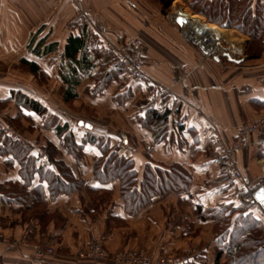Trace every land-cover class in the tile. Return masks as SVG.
I'll return each mask as SVG.
<instances>
[{
	"label": "crops",
	"instance_id": "1",
	"mask_svg": "<svg viewBox=\"0 0 264 264\" xmlns=\"http://www.w3.org/2000/svg\"><path fill=\"white\" fill-rule=\"evenodd\" d=\"M189 1L173 0L171 9L177 7L178 13L179 6H185V13L198 15ZM185 26L175 23L172 12L163 14L159 0H0V110L8 131L0 130V142L7 136L28 144L19 142L26 136L45 159L44 146L52 142L57 158L65 160L76 177L112 190L111 199L100 205L86 190L60 195L35 211L29 207L31 200L27 205L0 201V264H126L80 257L79 251L96 238L112 254L143 248L155 257L183 254L191 242L200 256L187 264H214L219 250L223 263L227 253L217 245L221 233L215 232L217 221L209 209L240 205L264 223L262 206L242 200L240 193L236 196L241 186L226 185L223 164L208 157L216 135L231 144L242 124L264 116V61L244 65L200 57L197 41L186 35ZM37 30V39L57 42L59 53L33 54ZM69 36L83 40L73 59L62 56ZM132 37L143 42L144 77H130L107 48L109 42ZM22 58L37 61L45 77L21 65ZM185 68L191 69L186 75ZM99 76L106 81L99 82ZM179 76L184 78L172 86ZM159 83L172 86L171 94L155 93ZM14 90L38 102L44 112L24 109L26 116L16 121V103L13 98L4 101ZM149 106L170 110L163 138L156 139L139 121ZM22 121L32 138L19 131ZM58 124H65L77 139L94 137L80 160L60 145ZM121 137L139 180L148 163H178L191 175L188 188L158 195L136 214L127 211L118 179L101 183L93 173L100 155L96 143L106 138L113 151ZM250 141L235 156L245 182L257 190L264 185V130L251 133ZM18 169V163L12 167L0 156V182L10 176L20 179ZM34 243L55 251L38 259Z\"/></svg>",
	"mask_w": 264,
	"mask_h": 264
},
{
	"label": "trees",
	"instance_id": "2",
	"mask_svg": "<svg viewBox=\"0 0 264 264\" xmlns=\"http://www.w3.org/2000/svg\"><path fill=\"white\" fill-rule=\"evenodd\" d=\"M172 2L173 0H159L163 14L171 10ZM188 5L195 13L205 16L208 22L217 24L218 27L235 28L248 34L251 38L248 45L249 59L262 57L264 54V0H190ZM39 31L33 32L31 48L33 54L44 57L50 53H59L57 42L46 43L44 38L37 39ZM82 44L83 40L80 37L69 36L62 56L75 58ZM20 64L27 66L35 75L40 74L41 78L46 75L35 60L22 58ZM97 78L99 82L106 81L105 77ZM11 98L18 107L17 115L14 117L16 121L26 116L24 109L37 113L44 112V108H41L38 102L20 91L14 90L12 95L4 101ZM169 113V109L161 110L155 106H149L139 116V121L144 127L154 132L156 139L163 138L166 135ZM30 116L28 114L27 119H30ZM55 129L60 138V145L77 160H80L84 154L86 146L94 143L92 136H82L77 139L65 124H58ZM120 139L123 140L122 137ZM96 146L100 155L94 162V178L101 183L118 179L124 208L132 214H136L158 195L187 189L192 179L187 170L178 163L158 167L148 163L139 180L133 159L125 154L118 155L113 152L106 138L100 139ZM44 149L46 159L43 158L45 156L42 150H35L33 145L29 143L21 145L7 136L2 137L0 156L5 157L7 165L13 167V164H19L20 179L10 176L0 182L1 202L27 205L31 200L29 207L35 211L44 209L47 202L57 199L60 195L80 193L83 190H86L92 201L99 205L111 199L110 188L89 185L84 179L76 177L70 165L65 160L57 158L56 144L48 142ZM36 180L38 183L35 184ZM91 207L92 203L85 209L88 211ZM208 211L217 221L215 232L221 233L217 245H222L227 253V259L220 263L222 250H219L214 264H264V223L261 219L251 212L242 211L240 205L236 208L224 206ZM237 212L238 215L234 218ZM188 262L189 260L184 264Z\"/></svg>",
	"mask_w": 264,
	"mask_h": 264
},
{
	"label": "built area",
	"instance_id": "3",
	"mask_svg": "<svg viewBox=\"0 0 264 264\" xmlns=\"http://www.w3.org/2000/svg\"><path fill=\"white\" fill-rule=\"evenodd\" d=\"M108 50L111 51L115 57L117 63L122 64L126 73L133 78L144 77V53H143V42L139 37H132L127 40L126 43H115L109 42L107 46ZM191 71L190 68L184 69V74H188ZM184 78L175 77L173 78L172 86L181 82ZM172 86H164L162 84H155L153 91L156 93L164 92L166 94H171ZM0 130L2 132L8 133L5 123L3 121L2 112L0 110ZM264 130V116L242 124L236 131L235 138L231 144H228L222 135L218 134L215 137V146L212 150L209 151L208 157L210 159L219 161L223 164L225 169V183L229 186H241V191L236 194L239 196L241 194L242 200L253 203L254 192L256 186L249 182H245L243 178V172L238 165L236 160V152L244 148L249 147L250 134L254 132H260ZM12 138L16 137V134H11ZM20 143H23L22 140H19ZM113 151L118 155H123L127 152L126 143L119 139L117 140L112 147ZM240 193V194H239ZM25 238H27L25 236ZM34 255L39 259L43 258L47 254L54 253L53 247H45L39 243H35L32 246ZM80 257L95 258L101 260H112L113 262H124L126 264H184L193 256L190 254L186 257H177L168 260L167 262L156 260L151 261L145 250H137L130 253L122 254H112L108 251L102 244L101 240L96 238L94 239L85 249L79 251Z\"/></svg>",
	"mask_w": 264,
	"mask_h": 264
},
{
	"label": "rangeland",
	"instance_id": "4",
	"mask_svg": "<svg viewBox=\"0 0 264 264\" xmlns=\"http://www.w3.org/2000/svg\"><path fill=\"white\" fill-rule=\"evenodd\" d=\"M180 8H181V12H186V11H184L186 8H185V6H179ZM173 8V7H172ZM175 8H177V7H175ZM171 9L170 10V12H172L173 13V18H174V16H175V14H177V12L175 13V11H176V9ZM187 15V18L188 19H190V17H192V16H195V17H200V18H203V20L205 21V22H208L207 21V18L205 17V16H203V15H201V14H198V15H196V14H192V13H190V11L188 12V13H186ZM208 23H210V22H208ZM73 24V23H72ZM72 24H68L69 26H71ZM211 24H213L215 27H217V28H219V29H222L221 27H218V26H216V24H214V23H211ZM72 27V26H71ZM225 29H227V30H225ZM222 30H224L225 31V37H224V40H222V45H223V47H221V48H217V49H215L213 52H211L210 54H206L205 53V49H203V47L197 42V47H198V50H199V56L200 57H209V58H211V59H214L215 60V58H214V56L215 55H218V56H220L221 57V60H224L225 62H229L228 61V58L227 57H225L224 55H223V53L225 52V51H229V52H231V54L235 57V58H239V59H242V58H244V61L242 62V63H240V64H255V63H258V62H260V61H264V54L262 55V57L261 58H259V59H249V57H248V45H249V43L251 42V38H250V36L248 35V34H246V33H244V32H240L239 30H236L235 28H223ZM187 33V32H186ZM188 34V33H187ZM185 35V34H184ZM194 39V38H193ZM234 39H241V40H243L244 41V43H242V47L241 48H235V45H233L232 44V41H234ZM127 42V40L126 41H123V43H126ZM231 63H233V62H231ZM14 67L17 69V68H20V67H22V66H20V65H14ZM183 72H184V70H183ZM3 116V115H2ZM28 127V124H27V122H24V121H22V125L19 127V131L20 130H22V134H25L26 135V133L27 132H25V129ZM27 135H28V133H27ZM32 136H33V134H31ZM29 136V135H28ZM30 138H32L31 136H29ZM22 141H24V143H30L31 142V139H27L26 138V136H22V139H21ZM35 244V243H34ZM143 250V248H139V249H134V250H132L131 252H134V251H137V250ZM146 253V252H145ZM199 251L192 245V243L191 242H189V244L187 245V247L185 248V251H184V253L183 254H180V255H177V256H175V255H162V256H159V257H155V256H147L152 262L153 261H156V260H161V261H165V262H167L168 260H171L172 258H177V257H186L187 255H191V256H193V257H197V256H200L199 255ZM79 254V253H78ZM35 257H36V255H35ZM45 257V256H44ZM43 257V258H44ZM38 258V257H37ZM39 259V258H38ZM42 259V258H41Z\"/></svg>",
	"mask_w": 264,
	"mask_h": 264
},
{
	"label": "bare ground",
	"instance_id": "5",
	"mask_svg": "<svg viewBox=\"0 0 264 264\" xmlns=\"http://www.w3.org/2000/svg\"><path fill=\"white\" fill-rule=\"evenodd\" d=\"M181 12V11H178ZM190 24L186 25V35L192 40L197 41L207 54H210L217 48L223 47L222 40L225 37V31L215 27L213 24L205 22L203 18L192 16ZM205 32L203 33V31ZM194 38V39H193ZM244 43L241 39H234L232 44L235 48H241Z\"/></svg>",
	"mask_w": 264,
	"mask_h": 264
},
{
	"label": "water",
	"instance_id": "6",
	"mask_svg": "<svg viewBox=\"0 0 264 264\" xmlns=\"http://www.w3.org/2000/svg\"><path fill=\"white\" fill-rule=\"evenodd\" d=\"M187 14L184 12H178L177 14H175L174 16V21L175 23H177L179 26L184 27L185 25L190 24V20L187 18L186 16ZM205 32V30L203 31V33ZM206 53V52H205ZM207 54V53H206ZM223 55L225 57L228 58V60L230 62L236 63V64H240L244 61V58L239 59V58H235L231 52L229 51H225L223 53ZM215 60L220 61L221 57L218 55L214 56ZM81 125L85 124V126L91 128V124L88 123H84L83 121L80 122ZM254 200L255 202H258L262 208L264 209V185L260 186L255 192H254Z\"/></svg>",
	"mask_w": 264,
	"mask_h": 264
}]
</instances>
